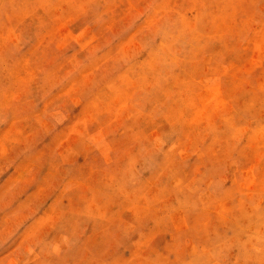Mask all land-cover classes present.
I'll use <instances>...</instances> for the list:
<instances>
[{"label": "rangeland", "instance_id": "1", "mask_svg": "<svg viewBox=\"0 0 264 264\" xmlns=\"http://www.w3.org/2000/svg\"><path fill=\"white\" fill-rule=\"evenodd\" d=\"M0 264H264V0H0Z\"/></svg>", "mask_w": 264, "mask_h": 264}]
</instances>
